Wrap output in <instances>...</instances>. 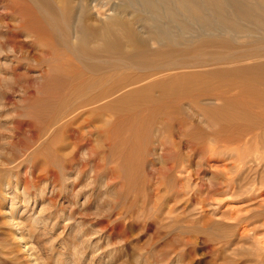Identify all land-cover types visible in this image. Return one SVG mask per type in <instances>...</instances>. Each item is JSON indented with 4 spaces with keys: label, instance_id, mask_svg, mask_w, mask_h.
<instances>
[{
    "label": "rangeland",
    "instance_id": "obj_1",
    "mask_svg": "<svg viewBox=\"0 0 264 264\" xmlns=\"http://www.w3.org/2000/svg\"><path fill=\"white\" fill-rule=\"evenodd\" d=\"M222 1L223 56L252 40L220 66L264 60V25L245 15L264 0ZM30 4L0 0V264H264V125L243 79L224 73L217 103L197 100L209 77L185 100L58 92ZM233 113L245 119L223 128Z\"/></svg>",
    "mask_w": 264,
    "mask_h": 264
},
{
    "label": "bare ground",
    "instance_id": "obj_2",
    "mask_svg": "<svg viewBox=\"0 0 264 264\" xmlns=\"http://www.w3.org/2000/svg\"><path fill=\"white\" fill-rule=\"evenodd\" d=\"M13 1L25 6V10L31 2L30 5L34 4L40 11L46 24L44 31L54 40L52 47L44 52V61L50 64L47 79L61 81L59 88L56 87L58 92L69 89L76 96L91 94V100H108L113 96L117 100H185L189 96L187 90L191 92L194 88L195 91L203 84L204 87L203 78L209 77L215 85L213 93L203 94L197 100L217 103L227 101L219 92L221 76L233 74L235 78L243 79L245 91L251 90L250 93L255 95L238 99L242 101L243 110L253 115L258 109L261 113L259 122L264 125V60L225 68L220 66L232 57L241 58L234 52L252 40L228 38L230 50L223 56L220 35L224 32L233 34L234 31L223 22L230 20L228 15L221 19V10L225 9L222 0H205L208 6L202 4L201 7L194 0H127L125 6L114 3L110 10L106 8L110 0ZM75 5L78 10L72 12L69 8ZM33 8L28 9L32 15L28 14L37 19ZM245 15L264 25V13ZM144 25H149L150 30ZM111 80H115L113 86L107 84ZM96 88L99 92L93 93ZM158 91L160 98L157 97ZM243 117L233 113L225 119L227 123L223 128L228 129L232 122ZM220 118H213V122L222 123ZM253 125L252 128L256 123ZM261 147H264V141ZM261 189L263 187L256 188V191Z\"/></svg>",
    "mask_w": 264,
    "mask_h": 264
}]
</instances>
